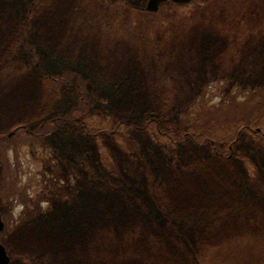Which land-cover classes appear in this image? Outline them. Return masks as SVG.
I'll use <instances>...</instances> for the list:
<instances>
[{"label":"rangeland","instance_id":"rangeland-1","mask_svg":"<svg viewBox=\"0 0 264 264\" xmlns=\"http://www.w3.org/2000/svg\"><path fill=\"white\" fill-rule=\"evenodd\" d=\"M148 3L0 0L10 264H264V136L239 134L228 151L177 130L202 100L264 89V0ZM78 82L112 134L63 123L41 139L10 135L64 119Z\"/></svg>","mask_w":264,"mask_h":264},{"label":"trees","instance_id":"trees-1","mask_svg":"<svg viewBox=\"0 0 264 264\" xmlns=\"http://www.w3.org/2000/svg\"><path fill=\"white\" fill-rule=\"evenodd\" d=\"M72 78L74 79L71 74L58 82L55 78L53 80L61 85L62 82L69 83ZM86 85H88V82H84V84L78 82V84H76V92L79 99L78 102L68 109V114L64 119H48L46 126L48 128H46L47 130H34L31 134L26 126H20L21 128L18 127L15 130L21 135L24 134L30 138L36 137L37 139H41L45 138V136H48L50 133H53L54 135L58 134L59 131L56 129L54 130V128L57 127L58 124L61 126V123L67 120V123L70 125L83 126L82 130L86 135L98 136L104 133L112 134L113 132L109 131L107 127L106 120H101L97 118V116L92 115L91 107H93L96 97L88 86L86 89ZM222 95L223 96L217 106L208 108L206 105H203L202 101L204 100L198 104V107L194 109L197 118H195L196 123L193 124V126L184 124V122L186 120L194 121V119L191 117L189 118V114H182L180 116L181 125L177 126V130L183 131L184 137H190L191 135L198 143L212 145L220 144L223 148L228 145L227 150L230 151V146L233 145L239 134L245 133L246 135L249 131L255 132L258 129L257 127H262L264 125V89L261 90L260 88H255L254 91L251 92L245 91V89L244 91L238 90L233 92L231 89V91ZM241 98H243L244 101L238 103V99ZM149 123L152 122L150 121ZM40 125H42V123ZM152 125H155V129L157 128L156 131L158 130L159 132L157 124L152 123ZM116 131L117 129L114 128V133ZM255 134L259 135L258 133ZM162 135L171 146L176 144L179 140L178 135L175 134L174 131H169ZM181 135L182 134H179V136ZM181 137H183V135ZM261 142V146L264 147V142ZM7 190L6 187L5 192H3L6 197L9 196L6 193Z\"/></svg>","mask_w":264,"mask_h":264},{"label":"water","instance_id":"water-1","mask_svg":"<svg viewBox=\"0 0 264 264\" xmlns=\"http://www.w3.org/2000/svg\"><path fill=\"white\" fill-rule=\"evenodd\" d=\"M192 0H149L147 9L151 12H157L160 6L166 2H174L177 4L189 3ZM15 132L11 133L12 136ZM5 222L2 214L0 213V234L5 230ZM10 257L6 247L0 242V264H10Z\"/></svg>","mask_w":264,"mask_h":264},{"label":"flooded vegetation","instance_id":"flooded-vegetation-1","mask_svg":"<svg viewBox=\"0 0 264 264\" xmlns=\"http://www.w3.org/2000/svg\"><path fill=\"white\" fill-rule=\"evenodd\" d=\"M60 120H62V119H60ZM60 120H59V121H60ZM65 122L67 123V120H66V121H63V122L61 123V126H62V124L65 123ZM45 123H46V126H47V121H45V122L42 123L41 127H42L43 124H45ZM46 126H45L43 129H46V128H47ZM61 126L58 124V126L55 127L54 130L56 129L57 131H60V129L62 128ZM70 126H72V127H77L78 125H73V124H72V125H70ZM19 128H21V127H19ZM35 129H37L36 126H34V127L32 128V130L29 131V133H33V131H34ZM84 129H85V127H84ZM12 132H16V133H17V130H13ZM255 133H258V134H261V133H262V135L264 136L263 130H262L261 128H258L257 131H255ZM258 143L260 144V145L258 144L259 147H260V149L264 152V147L261 146L262 142H261V141H258ZM222 148H223V147H222ZM223 149H224V148H223ZM0 213H1V212H0ZM1 214H2V213H1ZM2 216H3V214H2ZM3 219H4V216H3Z\"/></svg>","mask_w":264,"mask_h":264}]
</instances>
